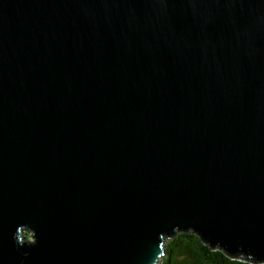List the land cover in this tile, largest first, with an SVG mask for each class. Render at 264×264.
I'll return each instance as SVG.
<instances>
[{
	"label": "water",
	"instance_id": "1",
	"mask_svg": "<svg viewBox=\"0 0 264 264\" xmlns=\"http://www.w3.org/2000/svg\"><path fill=\"white\" fill-rule=\"evenodd\" d=\"M181 231L264 264V0H0V264Z\"/></svg>",
	"mask_w": 264,
	"mask_h": 264
},
{
	"label": "trees",
	"instance_id": "2",
	"mask_svg": "<svg viewBox=\"0 0 264 264\" xmlns=\"http://www.w3.org/2000/svg\"><path fill=\"white\" fill-rule=\"evenodd\" d=\"M160 264H253L240 258L230 257L221 249L211 248L190 231H181L163 243Z\"/></svg>",
	"mask_w": 264,
	"mask_h": 264
},
{
	"label": "rangeland",
	"instance_id": "3",
	"mask_svg": "<svg viewBox=\"0 0 264 264\" xmlns=\"http://www.w3.org/2000/svg\"><path fill=\"white\" fill-rule=\"evenodd\" d=\"M30 233V232H29Z\"/></svg>",
	"mask_w": 264,
	"mask_h": 264
}]
</instances>
